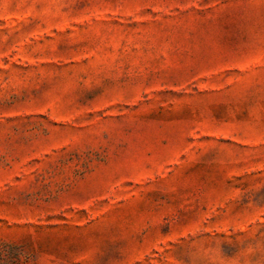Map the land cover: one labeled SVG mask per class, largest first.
<instances>
[{
  "label": "rangeland",
  "instance_id": "obj_1",
  "mask_svg": "<svg viewBox=\"0 0 264 264\" xmlns=\"http://www.w3.org/2000/svg\"><path fill=\"white\" fill-rule=\"evenodd\" d=\"M0 264H264V0H0Z\"/></svg>",
  "mask_w": 264,
  "mask_h": 264
}]
</instances>
